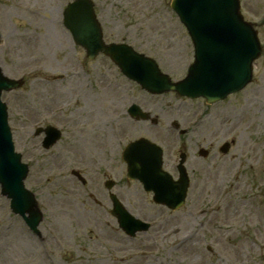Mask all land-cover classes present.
I'll list each match as a JSON object with an SVG mask.
<instances>
[{
  "label": "rangeland",
  "instance_id": "rangeland-1",
  "mask_svg": "<svg viewBox=\"0 0 264 264\" xmlns=\"http://www.w3.org/2000/svg\"><path fill=\"white\" fill-rule=\"evenodd\" d=\"M93 1L106 42L152 56L174 80L187 74L193 43L172 0ZM68 2L0 0V66L24 77L2 98L15 150L29 165L25 184L43 213L37 235L0 186V264H263L264 0H241L263 46L253 79L213 104L151 94L107 56L89 60L63 23ZM132 103L158 122L131 116ZM176 120L187 129L181 136ZM48 124L63 135L47 150L34 130ZM141 137L164 148L174 178L186 150L193 183L180 210L156 204L139 180L128 179L122 153ZM72 169L81 170L85 185ZM107 179L115 181L110 191ZM110 192L152 227L134 236L122 230Z\"/></svg>",
  "mask_w": 264,
  "mask_h": 264
},
{
  "label": "water",
  "instance_id": "water-1",
  "mask_svg": "<svg viewBox=\"0 0 264 264\" xmlns=\"http://www.w3.org/2000/svg\"><path fill=\"white\" fill-rule=\"evenodd\" d=\"M172 7L187 26L195 45V62L188 75L178 82H172L153 58L135 51L132 46L107 44L90 0L70 2L64 10V24L75 42L86 48L90 58L105 52L124 74L154 93L176 90L181 95H202L208 102H214L251 81L253 62L260 56L262 48L257 31L240 12L239 0H173ZM21 83L3 75L0 68V183L3 194L11 198L13 210L22 214L30 227L39 232L37 227L42 214L34 194L24 185L28 168L21 162V155L15 152L7 106L1 101L4 89L16 88ZM129 112L137 117L149 116L136 104L130 107ZM47 133L46 147L60 138V131L51 126ZM162 155L160 146L140 138L127 145L123 158L128 164V177L140 179L146 190H153L156 202L177 208L185 200L187 178L183 172L180 181L173 180L162 168ZM113 184V181L106 182L108 187ZM111 197L114 202L112 213L128 233L133 235L137 230L148 227L147 223L128 212L115 194ZM26 212H29V217Z\"/></svg>",
  "mask_w": 264,
  "mask_h": 264
},
{
  "label": "flooded vegetation",
  "instance_id": "flooded-vegetation-1",
  "mask_svg": "<svg viewBox=\"0 0 264 264\" xmlns=\"http://www.w3.org/2000/svg\"><path fill=\"white\" fill-rule=\"evenodd\" d=\"M35 136L37 137V135H35ZM38 136H40V135H38ZM180 151H185L186 152V150H184L183 148L180 149ZM186 154H187V152H186ZM186 166H188V156H187Z\"/></svg>",
  "mask_w": 264,
  "mask_h": 264
},
{
  "label": "bare ground",
  "instance_id": "bare-ground-1",
  "mask_svg": "<svg viewBox=\"0 0 264 264\" xmlns=\"http://www.w3.org/2000/svg\"><path fill=\"white\" fill-rule=\"evenodd\" d=\"M31 247V246H30Z\"/></svg>",
  "mask_w": 264,
  "mask_h": 264
}]
</instances>
